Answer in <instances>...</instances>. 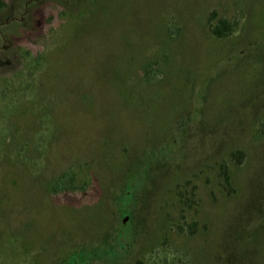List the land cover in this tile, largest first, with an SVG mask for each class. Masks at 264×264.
<instances>
[{
  "label": "rangeland",
  "instance_id": "rangeland-1",
  "mask_svg": "<svg viewBox=\"0 0 264 264\" xmlns=\"http://www.w3.org/2000/svg\"><path fill=\"white\" fill-rule=\"evenodd\" d=\"M137 260L264 264V0H0V264Z\"/></svg>",
  "mask_w": 264,
  "mask_h": 264
},
{
  "label": "trees",
  "instance_id": "trees-1",
  "mask_svg": "<svg viewBox=\"0 0 264 264\" xmlns=\"http://www.w3.org/2000/svg\"><path fill=\"white\" fill-rule=\"evenodd\" d=\"M213 18L212 16L209 18L210 22V30L211 33L217 37H226L232 34L236 28L237 22H233L228 20L227 18H219L215 24H212ZM232 157L236 159L239 163L243 159V153L240 150L234 151L232 153ZM221 174L225 180L226 183L230 182V177L228 174V169L224 165L221 168ZM136 264H142L141 260H137Z\"/></svg>",
  "mask_w": 264,
  "mask_h": 264
}]
</instances>
